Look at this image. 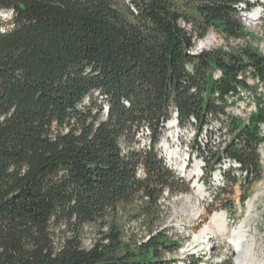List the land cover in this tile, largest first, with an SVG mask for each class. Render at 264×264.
Masks as SVG:
<instances>
[{"label": "trees", "instance_id": "trees-1", "mask_svg": "<svg viewBox=\"0 0 264 264\" xmlns=\"http://www.w3.org/2000/svg\"><path fill=\"white\" fill-rule=\"evenodd\" d=\"M259 1L0 0L11 10L0 16V264H172L179 243L153 211L165 191L188 190L160 155L175 109L197 133L226 119L231 139L195 145L204 179L222 159L245 184L259 176L264 102L242 121L226 97L252 89L247 73L264 82V52L248 41L192 52L210 29L251 36L242 16ZM147 127L149 144L133 146ZM137 200L152 210L145 237L126 230Z\"/></svg>", "mask_w": 264, "mask_h": 264}, {"label": "rangeland", "instance_id": "rangeland-1", "mask_svg": "<svg viewBox=\"0 0 264 264\" xmlns=\"http://www.w3.org/2000/svg\"><path fill=\"white\" fill-rule=\"evenodd\" d=\"M10 15L11 10H2L0 12V16L3 18H9ZM251 16L255 17V19H250L249 17ZM242 20L245 29L251 33V36H247L244 39L234 38L226 40L218 32L210 29L204 38H196V44L194 46L195 51H198L197 53H199L203 50L217 48L229 49L232 45H243L248 41L253 45H258L264 52V0H260L259 3H256L252 10L243 13ZM187 27L189 29L191 28L190 25H187ZM202 41L205 42L204 45H201ZM218 73L219 72L216 71V74ZM246 81L252 86L253 97L251 93V96L248 99L242 95V92L234 93L235 95L232 93L226 97L227 115L238 117L242 121H248L251 114L254 113H247L252 106V101L257 103V110L259 103L264 102V83L254 77L251 73H247ZM236 112H238V115H236ZM243 112L247 113L249 116L246 117L247 115H241ZM262 123H264V121L260 124V131L264 134V126ZM186 126L187 131L185 132V135L190 139L188 143L192 151L195 153V156L198 158L200 153L195 149L197 143L204 149L202 143H214L218 140V137H221L219 133H221L222 136L224 135L226 139H231V135L227 130L224 132L222 131L223 133L220 130L223 126L225 128L228 127L225 117L221 119L211 115L208 119V133L204 131L205 129L201 133H197V131L195 133L194 130H196V127H192L191 125ZM171 131V129L170 131L169 129L165 130V133H162L161 138H164V144H168L169 142V148L173 149L175 145L172 141L175 136H173V138L170 137L172 133ZM136 141V144H132L135 147L139 144L142 145V143L143 145L147 144L149 141V135L145 130L138 129ZM228 141L229 140H227V142ZM226 144L221 143L217 146L216 150L213 148L211 150L221 151ZM159 148L160 152L164 153V148L160 146ZM259 148L262 153L261 171L259 176H255L251 183L245 184L243 182L246 180L242 173L235 171V173L227 180V187L219 194L220 196H217V200L216 198L215 200L213 199V201L210 198H208L207 201H203V199L201 200V198L195 193V179L189 177L188 172L184 177L181 175L184 180L182 187L188 186V190L173 194L165 191L161 195L158 201L159 208L153 211V215L159 216L155 229L163 228L167 230L168 234L179 243V247L173 253H167L168 258H174L176 256L177 258L180 257V259H203V261L208 262L209 264H215V262L221 264H233L235 262L233 258L235 244L230 240L233 238V232L235 229H237L247 218V210L249 212V206L253 199L254 205L257 207L251 209L252 216L250 215L251 217H248L245 226L248 229L249 241L253 242V249H255L254 254L256 255V258L264 264V143H262L261 147L258 146V151H260ZM204 180L207 184V180L202 178V181ZM143 202V200H137L135 202L134 213L130 216L128 215V220L126 221V230L127 232L134 231L140 236L145 237L149 234L145 225V220L148 216L152 215V210L143 208V205L147 206V204ZM220 209L226 210L227 214V224L224 232L221 234L217 231H211L209 237L205 236L200 240V243H203L202 241L205 242V244H202L201 248L200 243H198L194 249H190L188 246L189 243H191L194 237L209 223L210 218H212L215 213L220 212ZM97 233L98 232L95 231L92 226H86L84 243L87 246H91L93 241L97 239ZM206 251L207 253H205Z\"/></svg>", "mask_w": 264, "mask_h": 264}, {"label": "bare ground", "instance_id": "bare-ground-1", "mask_svg": "<svg viewBox=\"0 0 264 264\" xmlns=\"http://www.w3.org/2000/svg\"><path fill=\"white\" fill-rule=\"evenodd\" d=\"M249 18L255 19V17H253V16H251ZM204 44H205V42L202 41L201 45H204ZM192 52L194 54H196L198 51H195V49H194V50H192ZM240 92H242L243 96H245L249 99V97L251 96V93H252V89L251 88L249 89L248 87H245V86H242L241 88L238 87L237 90L235 91V93H240ZM242 100H244V99H242ZM252 102H253L252 106L249 108V110L247 112L248 114H251L252 112H255L257 110V103L255 101H252ZM247 105H248V103H247ZM230 106H231V104H230ZM237 113L238 112H236V115H238ZM247 113L243 112L241 115H247ZM248 116L249 115H247L246 117H248ZM262 124L264 126V123H262ZM207 125L204 127L205 130L203 129L206 133H208ZM163 126H164V130H163L164 133H165V130L169 129V131H170V129H171L172 133H171L170 137L173 138V136H175L173 138V141H172V142H174L173 144L175 145V147L172 146L173 149L169 148V142H168V144L167 143L164 144V138H161V141L159 142V146L164 148V150H163L164 153L160 152V155L165 159L168 166L173 168L175 170V172L177 173V175L181 178H182V176L184 177L185 174H187V172H188V176L195 179L194 187L196 188V190L195 189L194 190H195V193L197 194V196L201 198V200L203 199V201H207L208 198H210L212 201H213V199L215 200V198L217 200V196L223 191L224 188L227 187L226 172L227 173L232 172L233 174L235 173V171L239 172V168L241 167L240 164L237 161H233L230 159H222L218 163V165L216 166L215 170L211 173L209 180H207V184H208L207 185L205 180L202 181V178L204 175V166H205L204 159L200 155L198 158L197 156H195V153L192 151V149L188 143V141L190 139H188V137H186V135H185V132L187 131V126H182L180 124L178 111L176 109L173 110L172 115L168 119L165 120ZM144 129H145L146 133L150 136V133H151L150 129L148 127L144 128ZM194 132L196 133V130H194ZM262 136H263V140L260 142L259 147H261L262 143H264V134H262ZM172 138H171V140H172ZM147 144H149V141ZM147 144L143 145V143H142L141 146L144 147ZM214 144H217V141H215ZM137 146H140V144ZM259 150H260L259 153H260V157H261V155H262L261 149L259 148ZM178 170H179V172H178ZM138 172H139V175H143L144 169L140 168ZM242 175H243V173H242ZM244 178H245V176H244ZM245 180H246V178H245ZM208 204H210V203H208ZM252 208L253 207H251V205H250L249 206V212L247 210V213H248L247 218L245 219L244 222H242L240 224V226H238L237 229H235V231L233 232V238H231V240H230L233 244H235L234 255H233L235 262L233 264H262L263 263L262 261L258 260L256 258V255L254 254L255 249H253V242L249 241L248 229L245 226L246 220L252 214V212H251ZM226 224H227L226 210L220 209V212H217L213 215L212 220L209 221V223L194 237L193 241L191 243H189L188 246L190 247V249H194L197 246V244L200 243V240L203 237H205V236L209 237V233L211 231H217V232L222 234L226 228ZM208 241H209V239H208ZM202 242L203 243H200V245H201L200 248L202 247V244H205L204 241H202ZM205 253H207V251ZM172 264H209V263L203 261V259L202 260L197 259V258H194L193 260L191 258L180 259V257L177 258L175 256ZM215 264H221V263L215 262Z\"/></svg>", "mask_w": 264, "mask_h": 264}, {"label": "built area", "instance_id": "built-area-1", "mask_svg": "<svg viewBox=\"0 0 264 264\" xmlns=\"http://www.w3.org/2000/svg\"><path fill=\"white\" fill-rule=\"evenodd\" d=\"M243 84H239L237 87H242ZM252 97H253V93H252ZM251 207H257L254 205V200H251Z\"/></svg>", "mask_w": 264, "mask_h": 264}]
</instances>
